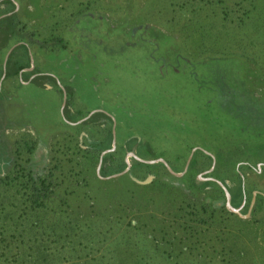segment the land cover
I'll return each mask as SVG.
<instances>
[{"label": "trees", "instance_id": "obj_1", "mask_svg": "<svg viewBox=\"0 0 264 264\" xmlns=\"http://www.w3.org/2000/svg\"><path fill=\"white\" fill-rule=\"evenodd\" d=\"M254 1L162 0L156 10L161 15L167 9L170 14L178 12L177 18L181 20L178 40L187 38V42L191 34L189 31H193L203 49L190 50L189 46L185 50L188 59L181 61L187 65L186 69H175L162 61L155 71L165 74L164 68L168 66L172 72L184 74L187 83L191 84V92H205L203 104L214 102L218 111L227 117L223 129L227 134L233 129L237 137L232 133V138L223 137L218 146L214 144L210 147L183 136L179 139L182 150L175 155L177 158L172 159L154 147L152 140L155 135H147L145 131L148 128L143 131L126 130L125 125L124 134L119 138L115 136V146L101 155L98 173L94 172L93 166L100 151L110 147L112 136V119L103 110L95 109L75 124L67 123L57 114L58 126L61 123L73 132L66 134L65 131H58L50 143L48 164L33 158L36 140L28 130L17 132L10 146L0 138V264H264V196L257 192L256 205L250 209L249 217H241L225 206L223 190L217 182L219 180L230 190L232 184L226 179L236 178L240 184L245 170L253 171L256 162L263 163L264 173V92L255 94L248 89L242 72L244 66L235 63V58L243 54L230 50V47L239 45V28L250 24L254 17ZM0 2L10 4L8 9L0 12V76L3 83L8 76L29 66V45L52 51L66 47L69 40L61 30L50 38H35L31 31L24 28L25 23L16 18L13 1ZM89 3L87 0L77 8L76 14L89 9ZM183 9H187L188 15L182 18ZM194 15L206 19L216 17L220 26L226 29L225 45L215 48L212 40L207 42L211 30L207 22L203 26L199 20L196 28L191 29ZM52 22L55 28L60 24V20ZM102 34L101 41L105 39L108 42L110 55L132 45L119 28L103 31ZM158 39L165 40V34L160 33ZM16 41L19 43L9 51L3 65L5 49ZM17 46L25 51L21 62L12 58ZM102 53L95 52L100 63ZM243 57L249 59L248 53ZM197 59L202 62L198 65L205 66L207 72L202 73L195 68L199 62ZM111 63L115 69L122 67L115 57ZM214 71L217 76L213 75ZM28 74H31L28 85L42 89L44 80L49 79L61 94L52 73L40 71L34 64L21 73L22 79H26ZM83 75L86 76L85 73ZM16 82L19 90L24 88L18 78ZM101 83L91 85L90 90L95 87L93 93L96 94ZM63 86L66 97L62 112L69 119L67 105L70 91L68 86ZM119 92V89L114 90L115 94ZM6 97L7 90L1 84L0 99ZM119 103L120 106L117 103L113 106L114 129L124 128L122 123L126 119L130 125L129 107L133 104ZM95 107L105 108L96 101L86 106L79 116ZM181 124L180 119L173 118L171 126L165 125L156 137H180L174 131H180ZM73 134L77 136L74 139ZM122 137L128 138L124 144L119 141ZM135 142L139 145L137 155L162 157L173 171L182 169L180 157L186 156L194 146L192 157L196 161L193 164L189 162L185 171L175 175L161 161L149 163L134 158L129 167L133 176L143 178L151 167H155L157 174L165 175L169 181L153 178L148 184H139L123 173L119 178L126 177L133 187L145 188L149 185L152 189L156 185L161 186L156 193L139 194V199L133 202L131 190H118L115 194L114 190H103L106 180L102 176L123 169L125 161L122 158L119 164L120 151L125 147L130 149ZM141 145L149 155L140 153ZM213 150L218 159L205 174L212 178L196 182L194 175L210 166ZM227 155H231L227 166L219 167Z\"/></svg>", "mask_w": 264, "mask_h": 264}, {"label": "rangeland", "instance_id": "obj_2", "mask_svg": "<svg viewBox=\"0 0 264 264\" xmlns=\"http://www.w3.org/2000/svg\"><path fill=\"white\" fill-rule=\"evenodd\" d=\"M12 1L14 10L16 11V18L25 23L24 28L31 31L35 38H50L57 30H61L60 32L69 40V43L64 48L59 47L52 51H44L36 45L31 44L27 48L29 66L20 69L16 74L8 76L3 83H1L2 75L0 76V85L2 84L7 90V97L0 99V138L4 139L9 146L11 145L13 136L17 132L28 130L36 140L33 158L41 161L42 164H48L51 140L56 137L58 131H65L66 134L72 131L70 127L64 126L61 123L58 126L56 115L59 114L69 124L78 123L89 110L85 115L79 116L81 111H84L86 106L92 105L96 101L104 105L105 108L95 107L92 109L103 110L110 116L112 119L111 132L113 130L114 137L112 142L111 136L110 147L100 151L98 154L93 166L95 173H98L101 155L106 150L115 146V136L119 138L118 136L124 134L125 125L127 127L126 130L143 131L145 130L144 128H148L145 133L147 135H155V138L152 140L154 147L157 150H162L166 156L172 157V159L177 158L175 155L180 154L182 150L179 147V139H183V136H186L189 141L204 142L210 147L214 144L218 146L223 137L225 139L232 138V133L234 137H237L233 129L232 133L228 134L223 129L228 120L224 113L218 111L214 102L203 104L204 97H206L205 92H191V84L187 83L184 74L172 72L168 69V66L164 68L165 74H157L155 71L158 66L162 65V61H165L166 65L169 64V66H173L175 69H186L187 65L181 61L183 58L188 59L185 56V50L189 46L190 50L203 49L201 44H198L197 35L192 34L193 31H189L191 34L187 42V38L182 39L184 42L178 40L177 35L180 38L179 25L181 24V20L176 15L178 12L170 14L171 12L168 9L163 15L156 12L162 0H89V9L78 15L76 14L77 8H80L87 0ZM254 2V17L250 24H244L239 28L238 32L241 33L237 38L239 45L236 48L230 47V50L239 54L241 53L243 56L248 53L249 59H245L242 55H239V57L235 58V63L238 66H244L242 72L245 75L248 89L252 90L255 94H259L264 92V0H255ZM9 7V3L0 2V12ZM186 10L183 9V12L181 11L180 16L182 18L188 15ZM71 14L73 19L71 18ZM55 20H60L57 28L52 25V21ZM199 20L202 21L203 26L207 22L211 28V30L209 29L210 37L207 38V42L212 40L215 48L224 46V42L227 40L226 29L220 26L217 18L210 17L206 19L204 16L194 15L191 29L196 28ZM116 28L124 32L125 36L128 37L127 42L132 45L127 49L119 50L114 55H110L112 52L109 53L110 47L108 42H105V39L101 41L103 38L102 32ZM160 33L165 34V40L159 41ZM248 39L252 40V42L249 43ZM17 43L19 41L10 44L5 49L2 63L5 55L7 56ZM97 50L103 52L101 54L102 63L95 56ZM113 57L117 59V62L122 67L118 69L114 68L113 63H111ZM12 58L19 62L23 61L25 58L24 48L17 46L14 49ZM197 60L199 61V59ZM34 64L38 70L50 72V74L52 73L55 76L57 86L61 88V94L49 79L44 80L45 85L42 89L30 84L28 85L31 74H28L26 79H22L21 73L23 74V72L29 70ZM198 64H202V62L199 61L195 65L196 69L198 68L202 73L204 71L207 72L205 66H199ZM84 73L86 76L83 75ZM213 75L217 76V72L214 71ZM16 78L24 85V88L21 90L17 86ZM107 80V83H101ZM99 83L101 85H98V92L95 94L93 93L95 87L91 91L90 86H96ZM63 85L68 86L70 91V101L67 105L69 119L65 118L62 112L65 105L64 98L63 105L61 106ZM117 89L121 92L115 94L114 90L117 91ZM19 91L21 92L19 93ZM120 101L133 104L132 107H129L131 112L128 117L131 118L128 119V123L130 125L127 124L126 119L122 123L124 124V128L118 127L114 129L115 124L113 119H115V110L113 106L115 103L120 106ZM210 113H212L211 116L214 115V118H211V116L208 118ZM173 118L182 121L180 131H174V134L180 135V137L171 136L169 139L156 137L159 134L158 131L166 127L165 125L171 126ZM236 121L238 120L236 119ZM229 124L232 125L231 123ZM72 137L74 139L77 136L73 134ZM127 139L122 137L119 141L124 144ZM250 140L253 141V139ZM137 146L139 145L135 142L130 149L125 147L122 149L123 152L120 151L121 158L119 164L122 158L125 161V166L122 170L102 176L106 180L102 188L103 190H114V194L118 190H127L126 192L131 190L133 192L131 197L133 202L139 199V194L146 192L156 193L158 190H161V186L159 184L152 189L149 185L145 188L133 187L126 177L119 178L123 173H127L130 179L139 184H148L153 178L169 181L165 175L157 174L155 167H151L150 172L143 178H137L131 174L129 167L134 158L141 161L155 159L149 163L161 161L159 158L163 159L162 157H141L137 155ZM195 147L190 148L186 156L180 157L179 161L183 160L179 162V165L182 167L180 171L171 170L168 164L169 168L165 167L169 171L171 170L170 172L173 174L176 172H180L181 174L185 171L189 162L190 164L195 163L196 160L192 157ZM202 149L207 152L206 149ZM140 153L148 154L149 152L144 145H141ZM189 153L188 163L183 170ZM99 156L100 161L98 164ZM226 157L227 159H224L219 167L222 166L224 168L227 166L226 163L229 162L231 155H227ZM212 159L213 164L216 163L215 159H218L214 150L211 155V161ZM262 165V162H256L253 171L245 170V173L241 176L240 184L236 178L226 179L227 183L230 184L231 182L232 184L230 190L222 183L228 193V206L236 209V211H231L241 217H249L250 209L256 205L255 194L257 192L264 196ZM208 168L194 175L196 182H200L205 178H212L205 175L212 167ZM148 175L149 178L142 181ZM222 175H224V172H222ZM171 180L176 181L174 178ZM253 186L255 188H252ZM134 191H136V194ZM229 200H232L236 204H232ZM158 205L161 204L159 203ZM262 212V209H260L259 213L262 214Z\"/></svg>", "mask_w": 264, "mask_h": 264}, {"label": "water", "instance_id": "obj_3", "mask_svg": "<svg viewBox=\"0 0 264 264\" xmlns=\"http://www.w3.org/2000/svg\"><path fill=\"white\" fill-rule=\"evenodd\" d=\"M5 57H6V55H5ZM5 57H4V59H3V65H4ZM64 98H65V92H64V90H62V102H61V106L63 105ZM93 110H94V109L89 110V111L87 112V114H86L84 117L88 116ZM84 117H82L81 119H83ZM81 119H80V120H81ZM113 137H114V134H113V130H112V142H113ZM191 151H192V149H191ZM189 157H190V153H189V155H188V157H187V159H186V161H185V164H184L183 170L186 168V165H187V163H188ZM143 160H144V159H143ZM153 160H155V159H148V160H144V161L151 162V161H153ZM159 160H161V161L164 163V165H165L167 168H169L168 165H167V163H166L163 159L159 158ZM99 161H100V156H99L98 164H99ZM212 166H213V159H212L211 164H210V166H209L208 169H210ZM170 171H171V170H170ZM175 174H180V172H176ZM148 178H149V175H148L145 179H143L142 181H145V180H147ZM218 183H219V184L221 185V187L223 188L224 195H225V204H226L227 208L230 209V210H234V211H236V209H234V208L228 206V193H227L225 187L223 186V184L220 183L219 181H218Z\"/></svg>", "mask_w": 264, "mask_h": 264}]
</instances>
